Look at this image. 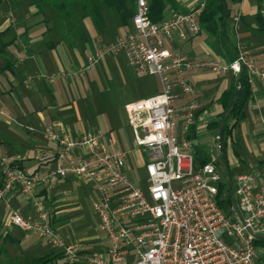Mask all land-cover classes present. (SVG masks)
Segmentation results:
<instances>
[{"label":"built area","instance_id":"2783aa9c","mask_svg":"<svg viewBox=\"0 0 264 264\" xmlns=\"http://www.w3.org/2000/svg\"><path fill=\"white\" fill-rule=\"evenodd\" d=\"M134 1L131 30L97 48L79 73L93 71L104 58L125 52L130 66L141 75L159 77L160 94L125 106L134 144L146 156L143 169L147 191L129 172L126 154L111 148L112 140L101 132H85L74 138L45 127L46 139L57 148L56 166L49 175L28 173L13 156L0 159V200L6 202L9 222L61 251L69 264H264L254 244L264 237V187L255 174L238 176L231 183L241 216L235 207L233 217L220 207L218 186L224 178L216 157L195 165V143L189 136L200 117V104L198 90L187 77L202 70L220 77H238L245 71L250 82L254 78L264 81V70L239 41L237 56L230 62L216 54L195 59L167 47L168 41L184 43L202 33L200 17L205 3L154 23L149 0ZM260 13L264 15V2ZM240 20L241 15L235 17V28ZM58 76L68 75H38L50 82ZM216 145L223 151L220 137ZM54 178H78L97 187L93 209L106 236L104 249L87 251L68 244L52 225V215L37 188H53ZM15 190L25 196L34 212L32 218H25L10 203Z\"/></svg>","mask_w":264,"mask_h":264},{"label":"crops","instance_id":"0c3cea01","mask_svg":"<svg viewBox=\"0 0 264 264\" xmlns=\"http://www.w3.org/2000/svg\"><path fill=\"white\" fill-rule=\"evenodd\" d=\"M31 1L34 2V0ZM263 2L264 0L237 1L240 5L239 10L241 14L240 26H237V29L235 28L232 14L229 12L228 17L224 21L223 31L220 32V35L212 36L206 32H202L197 37H190L187 42L181 43L177 40L172 42L168 41L166 45L172 51H178L195 59H202L216 54V46L223 35L224 39H227L232 44L233 48H235V56H237V42L244 43L251 57L257 62L258 66L264 70V37H262V33L256 31L258 21L256 19L252 21L249 18L252 16L254 17V15L257 16V12L260 11ZM175 3V6L169 5L167 7L165 19L172 18L177 13L190 12L201 3H205V0H175ZM99 6L103 8L102 23H99L93 17L84 18L80 6H76L74 16L68 17L69 20L72 19L77 24V27L80 28L81 33L80 39L78 40L82 41L86 46L88 57L97 48L110 44L126 35L133 26L132 18L123 19L122 15L115 8H110L105 5L102 6V4ZM127 7L134 9L135 1L128 0ZM53 13L56 15V12ZM112 23L114 24L115 32H110L109 27ZM12 24H14V22H12ZM57 28H59L58 31ZM64 28L66 27H63L62 24L54 20L53 24L47 22L45 25H39L37 26V30L34 31V34L26 32L27 34H24V36H22L23 38L14 42L17 46L18 55L15 58L16 60H11L13 63V70L7 71V73H9L12 78V80H8L11 86L10 93H15L19 101L13 103L7 100L3 95L0 96V111L4 113H0V121H4L6 117L12 121H22V126L30 138L29 142L31 145L26 151L22 154H12L11 156L16 157L18 165L22 166L25 170L27 161H38V165L33 168V173H38L43 176L49 175L55 168L57 153L56 146L50 143L44 135L45 127H52L58 134L69 135L74 138L81 137L85 132L95 131L91 130L87 122L83 120L81 111H84V109H82L80 102L76 101V99H66V95H70V92H72L74 87L78 84L77 79L74 77L76 75L58 76L53 82L38 77L39 73L53 75L64 73V71L68 69L69 62L67 60L71 59L75 51L74 47L76 42H73V40L70 42L72 39L71 35L68 33V29ZM105 34H110V36H106ZM93 40L96 41L93 42ZM118 55L122 56V58L116 59L115 62L117 66L120 69L124 68L129 70L130 77L134 81H136L138 77L141 80L142 97L128 103L137 102L162 92L161 81L157 75H141L135 68L130 66L128 55L125 52H121ZM86 62L87 59L81 60V63H83L81 68ZM124 62H126V64H124ZM187 77L198 90L200 104V117L193 128V132L189 136L191 138L190 140L195 143L194 139H198L200 135L199 130L207 128L215 133L214 137L216 143L217 138L220 137V132L212 129L210 124L220 119V116L224 112L221 96L226 90L232 87L238 77L233 74L220 77L211 70L191 72ZM250 83L251 95L244 107L245 117L233 130L232 138L228 140V145L222 152L224 153L227 164L230 155L234 158L237 155L239 156L237 151L231 147V143L238 142L236 131L240 126L243 127V136L249 145L250 152H248L249 157L241 161L245 167L243 172L237 174L236 177L253 173L257 176L258 184L264 187V81L254 78ZM30 128L34 130L30 131ZM105 139L108 138L105 137ZM133 145L138 152V168L143 169L145 157L135 146L134 138ZM198 146L209 156H212L211 152L202 147V144L199 143ZM111 148L116 147L114 144H111ZM227 149L229 150V154ZM40 153L47 155L39 159L37 155ZM127 166L129 172L133 174L128 161ZM230 178L232 182L234 178L231 173ZM70 180V178L66 180L54 178L53 182L55 186L53 188L49 190L42 186L37 188L39 196L45 200L48 210L55 218L56 227L60 231L68 227L66 219L63 218L67 206L61 205V201L55 194V188L68 184ZM1 183L2 176L0 172V186ZM95 190L97 195V187H95ZM10 203L14 208L19 209L25 218L33 217L34 212L25 196L20 191L15 190L11 193ZM7 212L6 202L0 200V259L3 258L5 260V258H8V253H10L12 259H15L16 250L20 251V249H22L26 252V257H30V259L25 258V264H27L28 261L33 258L45 257L52 253H50V251L51 249L53 250V248L38 235L26 233L12 226L8 218L9 213L7 215ZM5 218H7V222L4 226ZM83 239L84 238H79L78 242H72L69 238L67 243L78 245L83 250L91 251L88 245L93 242H91L89 237L86 238L89 240L86 243L83 242ZM80 240H82V243ZM106 246L107 242L105 241L104 244L102 243L100 247L94 250H101ZM262 260H264L263 257Z\"/></svg>","mask_w":264,"mask_h":264},{"label":"rangeland","instance_id":"374dc122","mask_svg":"<svg viewBox=\"0 0 264 264\" xmlns=\"http://www.w3.org/2000/svg\"><path fill=\"white\" fill-rule=\"evenodd\" d=\"M49 7L41 5L39 6L41 10L38 11L39 8L31 0H4L0 3L1 39L6 44L4 52L0 53V65H3L7 60H16L18 50L14 42L23 38L22 36L27 34L26 32L34 34L37 26L45 25L47 22L53 24L54 20L59 23L57 13L55 15L53 13L55 12L54 9ZM239 7L240 5L233 0L226 1V8L232 14L233 20L236 16L241 15ZM37 11L38 13L36 14ZM257 13L259 15V11ZM255 16L249 17L250 20H257L258 16ZM259 16L264 18V15ZM59 24L66 27L64 29H68V33H70L72 38L70 42L72 40L76 42V44L74 43L75 51L71 59L67 60L69 67L64 73L69 76L76 75L74 77L77 79L78 84L70 92V95H66V99H76V101H79L82 109H84V111H81L83 120L87 122L89 128L101 132L104 137L113 141L116 148L127 154V161L131 166V170L138 181H140L138 186L143 187L147 191V184L144 181L145 171L144 169H139L137 165L138 152L133 145L134 137L125 109L126 103L136 101L143 95L140 78L137 76V80L134 81L130 77L129 70L120 69L117 66L116 59L122 58L119 55V57L117 55L107 57L93 72L79 73L83 64L81 60H86L88 57L86 46L82 41L78 40L80 39L81 30L72 19H67V22L64 21ZM237 26H240V23ZM109 29L110 32H115L113 23ZM105 35L110 36V34ZM262 37H264V34ZM95 41L93 40V42ZM8 80H12L9 73H0V96L3 95L7 100L16 103L19 101V98L15 93H10L11 86ZM16 106L18 107L17 104ZM4 119V121H0V141L2 143L0 144V159L10 157L12 154H22L31 145L29 135L22 126V121H12L7 117ZM199 134V138L194 139L195 143L198 145L199 143L202 144L205 150L211 152L212 156L216 157L218 170L225 180L230 179L231 173L235 181L236 175L243 172L245 168L241 162L242 159L244 160L249 157L248 152H250L249 145L243 136V127L237 128L236 135L238 142L231 143V147L237 151L239 156L237 155L234 158L230 155L228 157V164L224 153L218 151L216 148L215 133L205 128L200 129ZM227 151L229 154L228 149ZM37 165L38 161L36 160L27 161V172L33 173V168ZM70 179L68 184L55 188V194L61 201V205L67 206L63 218L66 219L68 227L61 229V231L58 229V231L66 241L70 238L72 242H78L79 238H84L83 242L86 243L89 241L86 238L89 237L93 243L89 244L88 248L91 251H96L94 249L100 247L107 240L104 233L100 231V220L93 209V202L97 196L95 185L92 182L82 181L78 178ZM173 187L177 188L178 184L174 183ZM6 222L7 218L4 219V226ZM80 241L82 243V240ZM16 251V258L18 259H12L10 253L7 252L9 254L8 258H5V260L3 258L0 259V264H25V258L30 259V257H26L27 254L22 249ZM51 252L59 251L51 249ZM260 255L264 258V249L260 250ZM60 262H65V260H61Z\"/></svg>","mask_w":264,"mask_h":264},{"label":"trees","instance_id":"16d2710c","mask_svg":"<svg viewBox=\"0 0 264 264\" xmlns=\"http://www.w3.org/2000/svg\"><path fill=\"white\" fill-rule=\"evenodd\" d=\"M3 1L4 0H0V3H2ZM127 1L128 0H34L33 4L36 5L38 8L41 5H44L45 7L50 6L51 8H53L57 13L59 23L67 21L68 17L70 16H74L76 6H80L84 14V18L93 17L99 23H102L103 8L99 6L100 4H102V6L105 5L110 8H115L125 20L128 18H132L135 14V7L134 9L128 8ZM226 1L227 0H205V7L200 17L202 32H206L212 36L220 35V32L223 31L224 21L228 17V13H229L226 8ZM233 1L237 2L239 0H233ZM175 4H176L175 0H149V5H150L149 14L152 22L160 23L163 20H165V12L167 7L169 5L175 6ZM40 10L41 9L39 8L38 11ZM259 15H262L260 11H259ZM259 15H257L258 27L256 31L264 34V19ZM1 34L2 33L0 32V53H3L6 44L2 41ZM216 56L219 57L224 62H230L236 58L235 48H233L232 44L227 39H224L223 35L221 36V40L216 46ZM11 70H13V63L9 60H7L3 65H0V73H5ZM250 95H251V83L247 73L243 71L238 76L232 87L226 90L221 96V102L224 107V112L222 113L218 121H215L210 124V127L220 132V127L221 125H223V135H222V144L224 146L223 150H225V148L227 147L228 140L232 138L233 130L237 127L238 123L245 117L244 107ZM236 99L237 102L235 104ZM225 115L227 116L225 120L222 122V119ZM189 139L191 138L189 137ZM194 157H195L196 167H199L200 165L206 164L211 161V156H209L205 151L200 149L199 146L196 144L194 148ZM218 187H219V193L217 195L218 204L229 217H233V213L231 211L232 208L235 207L234 199L236 200V197L233 193L231 178L230 180L223 179V182H221ZM51 215H52L51 223L56 228L55 218L52 213ZM254 244L260 253V250L264 248V237L257 238L254 241ZM260 257L262 260L261 255ZM61 260H65V262H60ZM27 264H69V263L66 261L64 254L61 251H59V252H52L51 254L45 257L33 258L32 260L28 261Z\"/></svg>","mask_w":264,"mask_h":264},{"label":"water","instance_id":"95a60500","mask_svg":"<svg viewBox=\"0 0 264 264\" xmlns=\"http://www.w3.org/2000/svg\"><path fill=\"white\" fill-rule=\"evenodd\" d=\"M238 98V97H237ZM236 102H237V99H236V101H235V104H236ZM228 115V114H227ZM227 115H225L224 117H223V119H222V122L225 120V118H226V116ZM222 135H223V125H221V127H220V139H221V141H222ZM234 202H235V210L237 211V213L239 214V216H241L240 215V212H239V209H238V207H237V203H236V200L234 199ZM232 213H233V210L231 211Z\"/></svg>","mask_w":264,"mask_h":264}]
</instances>
